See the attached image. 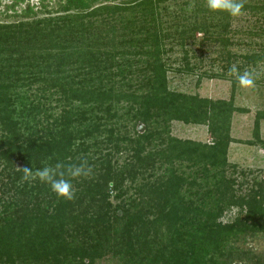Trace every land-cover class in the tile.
<instances>
[{
	"label": "trees",
	"instance_id": "1",
	"mask_svg": "<svg viewBox=\"0 0 264 264\" xmlns=\"http://www.w3.org/2000/svg\"><path fill=\"white\" fill-rule=\"evenodd\" d=\"M174 1L0 0V264H264V253L240 247L264 240V175L238 182L228 161L240 143L232 117L249 113L234 105L230 68L260 69L264 88V0H246L243 15L256 20L242 33L257 42L240 56L228 50L237 17L210 12L205 0L170 9ZM197 33L223 61L222 71L200 76L230 81L229 100L168 89V72L194 68L187 51L182 69L167 54ZM121 104L133 138L115 133ZM173 121L206 126L210 143L171 136ZM262 122L264 101L244 144L264 149ZM81 161L93 175L72 179L71 201L22 180L25 167Z\"/></svg>",
	"mask_w": 264,
	"mask_h": 264
},
{
	"label": "rangeland",
	"instance_id": "2",
	"mask_svg": "<svg viewBox=\"0 0 264 264\" xmlns=\"http://www.w3.org/2000/svg\"><path fill=\"white\" fill-rule=\"evenodd\" d=\"M185 0H176L175 3L169 2L170 9H175L174 4L183 2ZM29 3V5H37L38 0H26V3L22 7ZM53 2H51L52 4ZM8 2H2V8ZM38 11L39 19H43L46 16L43 11L36 8ZM255 18H249L246 15H241L235 18L232 22V30L234 31L230 37L232 45L228 50L236 56L250 53L256 50L255 42L257 40L251 36H246L242 33L243 30L252 26ZM247 21H251L252 24H248ZM202 39V34L197 33L193 42H188L183 49L180 47H174L172 52L167 54L168 65L172 69H182L185 67V60H183L184 53L187 51V61L191 67L194 68V73H177L174 70L168 72V89L177 93H184L187 95H196L200 98H206L210 100H229L231 94V82L224 80H208L201 78L202 72H220L222 71L223 61L219 59V48L216 45H203L199 42ZM260 69L252 70V74L259 75ZM38 86V85H37ZM36 85L34 86L37 87ZM33 88V89H34ZM24 88L19 89V93H22ZM34 91V90H33ZM264 101V88L261 85H256L252 89H244L237 85L235 90L234 105L236 107L245 108L249 110L248 114H234L231 120V137L240 141V143H231L228 149V161L237 166V172L234 177L238 182L252 181V178H262L264 175V149L261 146H249L244 144L245 141L252 140V129L254 115L257 111L262 109ZM77 105V103H76ZM113 127H115V133L120 136H126L133 138V123L129 121V117L125 114V108L121 104L118 109V118L115 120ZM144 127V126H143ZM137 128V127H136ZM145 132V127L144 131ZM140 133V132H139ZM141 134V133H140ZM170 135L182 139L192 140L195 142L210 143L211 138L208 133L207 127L204 125H184L183 123L173 121L170 124ZM261 139L264 140V122L261 123L260 130ZM123 155L120 157V161L123 159ZM21 164L19 163V167ZM185 165H182V169H185ZM186 171V169H185ZM240 171L246 173L245 176L238 174ZM250 172V173H248ZM246 189V188H243ZM238 211L233 208L226 212L222 221L224 223L231 221ZM240 247L245 251H250L252 254L264 253V240L262 238L248 237L244 243H241ZM96 264H120L116 260L110 257L101 259ZM242 264H253L252 261H245Z\"/></svg>",
	"mask_w": 264,
	"mask_h": 264
},
{
	"label": "clouds",
	"instance_id": "3",
	"mask_svg": "<svg viewBox=\"0 0 264 264\" xmlns=\"http://www.w3.org/2000/svg\"><path fill=\"white\" fill-rule=\"evenodd\" d=\"M205 2L210 12H223L231 17H239L243 15L246 0H205ZM229 74L235 76L240 87L244 89H252L256 86L255 78L249 71L240 73L233 66L230 68ZM22 172L23 181L29 183L39 181L40 183L47 184L58 199L68 201L73 200L76 196L72 179L90 178L93 175V169L86 161L67 166L61 162L49 163L36 170H33L31 167H25ZM108 187L110 189L114 187L111 181Z\"/></svg>",
	"mask_w": 264,
	"mask_h": 264
},
{
	"label": "water",
	"instance_id": "4",
	"mask_svg": "<svg viewBox=\"0 0 264 264\" xmlns=\"http://www.w3.org/2000/svg\"><path fill=\"white\" fill-rule=\"evenodd\" d=\"M137 131L142 133L144 131V127L142 125H138Z\"/></svg>",
	"mask_w": 264,
	"mask_h": 264
}]
</instances>
